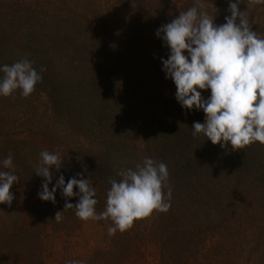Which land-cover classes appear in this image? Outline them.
Wrapping results in <instances>:
<instances>
[{"label":"trees","instance_id":"1","mask_svg":"<svg viewBox=\"0 0 264 264\" xmlns=\"http://www.w3.org/2000/svg\"><path fill=\"white\" fill-rule=\"evenodd\" d=\"M18 1H8L10 5L3 3L4 0L0 3V45L13 38L12 29L18 31L24 24L35 23L29 34L36 49L43 50L41 45L48 37L51 52L61 44L64 53L77 55L81 63L79 71H84L90 64L97 72L88 85L80 83L75 98L74 122L85 119L87 127L77 126L82 135L93 141L89 142V150L80 159L78 174L49 169L53 173V186L60 175L64 176L65 185L72 177L89 179L98 201L95 209L103 212L111 188L109 178L119 182L122 177L118 173L132 167L126 158L145 152V157L165 163L169 172L163 189L165 195L171 189L169 210L166 213L154 211L139 221L149 224L145 229L152 234L148 240L159 244L160 264H222V260L218 261V249L224 245L221 241L236 232L245 237L254 224L258 232L261 230L264 240V146L256 142L233 151L230 145L225 148L213 145L201 134L193 136L192 125L203 123L204 113L195 108L185 109L176 99L164 102L160 119L156 121L154 115L152 117V106H147L173 84L170 78L166 79L161 63L162 59L168 58L170 50L156 32L180 12L192 7L194 0H109L105 10L99 7L95 11L86 5L81 7L78 0L74 6L63 3L62 10L52 4L48 8L37 5L30 10L29 5L22 1L21 5ZM234 1L202 0L208 6L206 11L213 9L212 14L214 10H223L215 13L220 17L214 22L217 25H222L225 17L231 15L228 7ZM14 21L19 24L15 25L16 29L9 26ZM92 55L95 62L91 61ZM69 83L73 85L70 74L60 83L59 95L64 103L69 101V95L72 98L71 89L69 91L66 86ZM201 95L208 99L210 90L202 91ZM154 122L159 129L155 135L149 130ZM78 127L74 129L79 131ZM94 134L98 142L93 138ZM142 134L147 135L148 142L144 149L132 145ZM49 146L46 141L28 143L32 166L39 165L42 151L53 153ZM14 148L12 152L16 150ZM22 150L18 149V158L25 156L26 152ZM40 177L36 183L41 187L44 178ZM73 191L76 193L78 189ZM60 197L63 199L61 206L56 201L43 207L41 204H30L26 208L16 205V212L14 205H7L18 219L10 229L14 231L11 238L16 241L15 248L19 249L18 259L13 261L15 264L31 261L39 233L54 218V208L64 212V201L69 198L57 189L55 199ZM43 210L50 219L42 218ZM140 224L115 234L113 264L139 263L140 255L133 244L146 238L145 230L136 226ZM212 229L217 230L221 239L213 242L215 237L208 238L212 239L213 245L203 254L205 239H201L202 231ZM262 248L264 251V246Z\"/></svg>","mask_w":264,"mask_h":264},{"label":"clouds","instance_id":"2","mask_svg":"<svg viewBox=\"0 0 264 264\" xmlns=\"http://www.w3.org/2000/svg\"><path fill=\"white\" fill-rule=\"evenodd\" d=\"M254 2L262 4L264 0ZM228 11L231 15L225 17L222 25H216L202 0H194L192 7L161 26L156 36L170 50L161 63L166 79L170 78L176 87L177 102L185 109L204 113V122L192 125L193 136L201 134L213 145H230L237 151L256 142L264 146V38L252 31L247 11L239 10V0L230 2ZM0 71L4 73L0 96L9 97L19 90L26 98L42 81L45 69L41 67L38 73L31 61L22 59L4 65ZM204 90H210L206 100L201 95ZM62 163L59 154L47 150L40 153L35 174L43 177L44 183L38 198L55 203L57 189L62 190L64 197L78 196L75 205L65 201L64 211L74 208L82 221L110 219V234L124 232L134 221L147 218L154 211L166 213L170 208L171 189L167 195L163 191L169 172L163 162L145 157L135 170H121L119 182L109 178L106 208L99 214L95 209L96 192L89 179L72 177L65 185L64 176L60 175L49 190L53 179L49 169L59 171ZM3 167H14L11 154L3 160ZM18 181L12 172L0 171V204L11 206L14 197L10 189ZM74 188L78 192L74 193ZM62 212L55 213L57 222L62 220Z\"/></svg>","mask_w":264,"mask_h":264},{"label":"rangeland","instance_id":"3","mask_svg":"<svg viewBox=\"0 0 264 264\" xmlns=\"http://www.w3.org/2000/svg\"><path fill=\"white\" fill-rule=\"evenodd\" d=\"M2 1L0 0V3ZM4 1L3 3L8 5V1L11 0ZM12 1V3H15L17 0ZM19 1L18 3L21 5H23V2H25V5H29L30 10L37 5L40 8H48L51 7V4L62 10L63 3L67 5L71 3L73 6L75 3V0ZM78 1L81 7L86 5L92 11L99 9V7L105 10L109 3V0ZM236 2L237 0L234 1V3ZM13 6L15 5L13 4ZM207 7L205 5V9ZM218 10L223 11L217 9L212 14L213 9L207 10L208 14L214 17V22L216 19H220L219 15H215ZM239 10L241 12L247 11L252 31L257 32L261 38H264V5L256 4L253 0H239ZM10 17L11 15L9 19ZM15 25L19 24L15 21L13 25L9 24L11 28L14 26L16 29ZM33 26H35V23H31V26L30 24H24L23 28L18 29V31L12 29L11 35L13 38H10V41L6 39V42L0 45V68L4 65H11L19 60L27 59L32 62L33 68L38 73H40L41 67L45 69L41 73L42 81L35 85V91L28 97H23L19 90L9 97L0 96V171H9L18 176L19 181L13 184L10 192L14 197L12 201L14 203L11 206L14 205L16 207L17 205L19 208H26L30 204L35 206L41 204L43 207L47 206V203H51L38 198V193L42 188L36 183L38 176L35 174V170L37 167L31 164L32 153L27 147L28 143L36 141L37 144L46 141L50 145L49 147L52 148L53 153L59 154L61 157L63 163L60 169L65 171V173L78 174L80 159L89 150V142L93 141L82 135L78 127L82 125L87 127V121L81 119L77 120L78 122L76 123L74 122L76 119L75 98L80 91V83L88 85V83L93 81L97 72L90 64L84 71H79L81 63L78 61L77 55L64 53L61 44L55 48V52H51L52 48L49 45L50 40L48 37L46 38V43L43 41L44 43L41 45L43 50L36 49V45L31 41V34H29L32 33L33 29L31 28ZM91 61L95 62L93 55ZM69 74L73 78V85L70 86L71 84L69 83L66 86L69 87V91L71 89L72 98L69 95V101L65 100L64 103L59 95L60 83L61 80L67 79ZM3 76L4 73L0 71V79ZM175 94L176 87L173 83L161 94L156 95V99L149 102L147 106H152L151 113L152 117L154 115L155 121L158 118L160 119L164 102L176 99ZM83 108L86 109L87 107ZM77 127L79 131L74 129ZM149 130L154 135L158 132L159 129L156 126V122ZM143 135L136 141L134 139L132 145H139L144 149L148 142L146 143L145 139L147 135ZM93 138L98 142L96 134L93 135ZM152 141L153 137L150 138V144ZM53 146L56 147V150L53 149ZM13 148L16 150L12 152ZM17 148H23L22 151L26 152L23 158H18ZM152 150L153 148H151V152H153ZM9 154L12 155L14 167L6 169L3 167V160ZM145 155L146 153L144 152L127 157L126 159L132 164L131 169L135 170V165L142 163ZM22 159H24V162ZM52 186L53 184L51 183L48 185L49 188H52ZM78 200V197L74 195L67 202L75 205ZM55 201L61 206L60 202H63V199L60 197L56 198ZM6 207L7 204H0V264H15L13 261L18 259L19 249L18 247L15 248L16 241L11 238L14 231H10V229L14 220L17 222L18 219L13 216L12 210ZM17 209L16 207V212ZM54 209L55 211L52 213L54 218L49 221V226L44 227L39 233L38 246L33 249V256L27 264H113L112 258L116 256L114 237L118 231L114 235L108 232L109 227L112 226L110 219L82 221L75 215L76 210L73 208L65 210L62 220L57 222L55 213L58 210ZM6 212L7 214H5ZM96 212L97 214L101 213L98 210ZM42 218L45 220L50 219L45 215L44 210ZM139 221H142V219L136 220L133 225L136 223L140 224ZM254 225L246 233L245 237L236 232L230 235L229 238H225L224 241L222 240L221 242L224 245L218 249V254L220 255L218 261L222 260V264H264L262 232L261 230L258 232L256 224ZM136 226H139V229L144 231L146 227H149V224ZM143 234L146 238L142 242L133 244L136 245L141 259L137 264H160L159 244L148 240V236L152 235L149 230H145ZM210 237H215L213 242H216L219 238L221 239L216 229H212L209 232L203 230L201 235V239H205L203 254L208 252L213 245V242L210 241L212 239H208ZM133 251L135 250L133 249ZM136 257L135 253V259ZM5 259H9V261H4Z\"/></svg>","mask_w":264,"mask_h":264}]
</instances>
